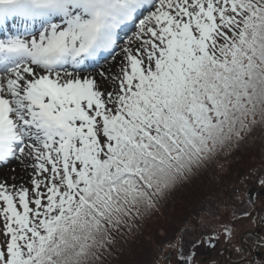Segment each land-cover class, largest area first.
<instances>
[{
  "label": "snow or ice",
  "instance_id": "obj_1",
  "mask_svg": "<svg viewBox=\"0 0 264 264\" xmlns=\"http://www.w3.org/2000/svg\"><path fill=\"white\" fill-rule=\"evenodd\" d=\"M257 116L264 0H0V264H94ZM220 227L164 258L223 236L224 264H264V235Z\"/></svg>",
  "mask_w": 264,
  "mask_h": 264
},
{
  "label": "trees",
  "instance_id": "obj_2",
  "mask_svg": "<svg viewBox=\"0 0 264 264\" xmlns=\"http://www.w3.org/2000/svg\"><path fill=\"white\" fill-rule=\"evenodd\" d=\"M256 120L249 131L241 132L239 139L233 137L232 142L211 159L179 178L175 186L158 200L154 209L141 210L139 215L112 229L115 237H110V240L114 238V243L111 241L105 246L94 264H145L155 253L152 254L151 242L156 241L162 246L168 240L184 237L190 230L187 228L190 222L196 220L207 207L237 197L238 180L243 185L248 176H262L264 168L259 172L258 167H264V119L257 116ZM249 198L247 203L251 204ZM162 221L166 223L165 228ZM160 240L163 242L158 244ZM158 255L152 258L151 263L157 260Z\"/></svg>",
  "mask_w": 264,
  "mask_h": 264
},
{
  "label": "rangeland",
  "instance_id": "obj_3",
  "mask_svg": "<svg viewBox=\"0 0 264 264\" xmlns=\"http://www.w3.org/2000/svg\"><path fill=\"white\" fill-rule=\"evenodd\" d=\"M111 59L112 58L109 57L107 60L101 62V64H107L111 61ZM95 68H97V66L93 67V69ZM15 163L16 162H13L10 165H0V176L8 175L9 177H11V174H13L11 169L15 165ZM261 168L264 167H258V171ZM18 170L19 169H17V171ZM262 170L264 171V169ZM262 174L263 175L259 177H246L244 179L243 185H240L238 180L236 189L239 187V190L237 189L235 193L237 194V197L233 200L221 201L219 204L207 207V209H205L206 211L200 213L196 220H194L192 223L190 222L189 227H187L190 230L186 231L184 235V241L188 242L190 239L192 241H195L200 236L209 234L214 230L216 232H221L222 228L220 227V225L227 222H232L234 224V235L238 234L242 236V233L244 231L255 233V230L259 233L256 234L264 235V184L260 183V180L264 179V173ZM241 179L243 180V178ZM241 179L240 181H242ZM250 186L252 187L250 188ZM253 186H255V188ZM233 188H235V186H233ZM259 191L260 195H257ZM252 193H255L256 196ZM248 197H251L253 199V202L251 204L247 203ZM179 209L182 208L180 207ZM245 212H247L249 215L244 216L243 213ZM165 226L166 223L162 221V227L165 228ZM161 233L163 234V232ZM110 237L115 236L110 233ZM111 241L114 243L115 239L111 238ZM162 242L163 241L160 240L157 243L160 244ZM188 244L190 243H185V246H187ZM221 247H225L228 251H232L231 242L225 243L223 236H221L219 242L216 243L215 248H204L202 246L201 248L196 249V256L193 264H207L208 262L218 260L216 250L220 249ZM150 248L152 250V254L154 253V251L156 254L154 253L153 257L152 255H150L145 264H150L152 262V258H154V256L158 254V258L156 257L157 260L154 262V259L153 263L151 264H175L176 256L174 253L170 259L166 260L164 258L165 253H168L170 251V249L166 245H157L155 241L151 242ZM233 256L234 259H237L234 253Z\"/></svg>",
  "mask_w": 264,
  "mask_h": 264
},
{
  "label": "flooded vegetation",
  "instance_id": "obj_4",
  "mask_svg": "<svg viewBox=\"0 0 264 264\" xmlns=\"http://www.w3.org/2000/svg\"><path fill=\"white\" fill-rule=\"evenodd\" d=\"M224 249L223 253L218 252V249L216 250V255L218 256V260L220 261V264L224 263V259L228 257L229 253L232 252L231 250L228 251L225 247H221ZM220 248V249H221ZM233 261H235L236 259H234V256L232 255L230 257ZM207 264H210V262H208Z\"/></svg>",
  "mask_w": 264,
  "mask_h": 264
},
{
  "label": "bare ground",
  "instance_id": "obj_5",
  "mask_svg": "<svg viewBox=\"0 0 264 264\" xmlns=\"http://www.w3.org/2000/svg\"><path fill=\"white\" fill-rule=\"evenodd\" d=\"M112 63V59H111V61L109 62V63H107V64H101V63H99V64H97L96 66H97V68H95V69H93L92 67H89L88 69H86V71H88V72H100L102 69H106L108 66H110V64ZM107 65V66H106ZM95 66V67H96ZM15 162V161H14ZM20 170H18L17 172H19ZM3 172V171H2ZM11 175H13V174H11Z\"/></svg>",
  "mask_w": 264,
  "mask_h": 264
}]
</instances>
